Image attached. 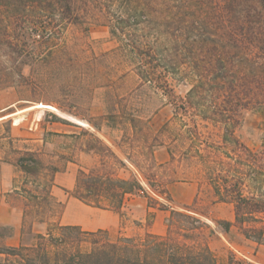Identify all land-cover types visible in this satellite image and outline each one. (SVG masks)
<instances>
[{
  "label": "trees",
  "instance_id": "1",
  "mask_svg": "<svg viewBox=\"0 0 264 264\" xmlns=\"http://www.w3.org/2000/svg\"><path fill=\"white\" fill-rule=\"evenodd\" d=\"M7 11L22 24L15 44L28 48L24 64L30 67L29 76L21 69L18 76L84 106L86 119L99 132L102 122H123L121 127L105 124L123 132L121 142L111 140L120 153L83 130L81 135L91 136L98 146L89 144L79 151L99 158L93 167L78 170L73 197L121 216L137 196L146 197L149 208L169 210L151 192L173 200L169 189L153 183L170 177L167 167L176 162L175 176L168 182L181 179L177 176L182 168L184 180L199 182L197 205L204 193L211 205L233 206V221L216 220L225 234L236 229L245 239L264 245V134L258 147L238 134L245 112H259L264 118V0H0V16ZM3 23L0 17V30ZM93 26L107 28L116 47L97 55L87 41L66 35L70 27L89 35ZM171 80L191 86L186 96L175 94ZM98 92L103 113L94 117ZM143 93L163 95L173 105V119L181 125L171 141L166 138L168 120L148 142L152 117L143 123L134 107ZM204 121L221 133V140L214 132H202L199 122ZM12 124L0 123L5 127L0 161L16 168L7 196L22 206L23 236L29 232L33 238L7 245L4 240L12 228L0 225V264H219L210 246L215 230L201 217L207 212L195 207L172 208L163 235L148 229L111 238L105 229L62 224L65 204L53 188L56 175L76 161L70 142L78 135L46 128L36 137L16 135ZM52 138L62 142L49 151ZM161 149L168 153L167 161H159ZM120 154L138 169L150 191L137 174L120 175V169L127 168ZM193 170L198 177L190 176ZM37 224L46 225L45 231L34 233ZM225 264L252 263L231 252Z\"/></svg>",
  "mask_w": 264,
  "mask_h": 264
},
{
  "label": "rangeland",
  "instance_id": "2",
  "mask_svg": "<svg viewBox=\"0 0 264 264\" xmlns=\"http://www.w3.org/2000/svg\"><path fill=\"white\" fill-rule=\"evenodd\" d=\"M0 17L4 19L2 25L4 29L0 30V32L5 33L3 36H0V123L12 122L13 133L16 135L21 133L36 137L42 135L45 128L47 130L77 134L78 137L70 142L72 148L77 151L76 161L73 162L75 164L70 165L76 173H78L81 167H93L98 162L99 158L92 152L87 154L79 151V148L89 144L98 146L91 136L81 135L84 129L94 132L96 136L100 137L115 151L120 153L112 144L111 140L114 139L117 140V142H121L123 132L119 129H111L105 124L118 125V127H121L120 124L123 122H102L103 132H99L88 119H86L88 115L84 110V106L82 107L80 104L67 102L66 98L58 91L47 93L46 89L37 81L34 80V82L30 83L25 78L23 79L18 76V69H21L19 72L21 71L25 77H28L30 73V67L24 64L27 58L26 56L28 55V48L20 43L19 45L15 44V35L21 31L20 26H22V24L17 22L15 16L8 11L3 12ZM66 35L72 39L80 38L87 41L91 46V50L97 55L109 51L117 45L116 42L111 39L108 29L100 26H93L89 35H86V32H84L82 28L70 27L66 31ZM10 84H14V86H9ZM171 84L175 94L180 97L186 96L191 87L188 83L178 80H171ZM42 104L51 107H43L41 106ZM59 106L72 108L74 113L63 110ZM134 107L140 110V114L144 118L143 123L148 122V119L152 117L151 122H148V125H151V128L147 130L148 142L153 140L154 131L158 130L168 120H170V130L166 134L167 140L171 141L177 136L181 122H177L173 119L174 107L167 101L166 97L163 95L155 97L150 93H143L141 97L135 101ZM102 113L101 94L98 92L92 105L91 114L94 117H98ZM17 118L19 120L16 123ZM61 122H69L72 125H66ZM188 123L193 126V122ZM199 123L201 124L200 129L204 134L206 133V136L208 135V131L214 132L215 139L221 140V133L214 129L210 122L209 124L205 121ZM40 124H43L45 127ZM204 124H208L209 127L205 128ZM22 129L25 131H22ZM4 131L5 127L2 126L0 128V134ZM238 134L248 145L258 147L261 143L262 135L264 134V118L261 113L252 111L245 112ZM52 141L53 143L47 145V150L49 151L57 148L62 142L61 139L56 138H52ZM157 153L159 155V161L164 162L169 159V155L164 149L159 150ZM120 155L127 161V168L120 169V175L128 178L131 177L132 174H137L141 179L142 185L150 191L146 181L139 175L138 169L122 154ZM141 159L143 158L140 157V160ZM110 161L113 162L112 159H110ZM144 163L147 167L149 161L146 159ZM174 170H177L176 162L167 167L166 173L167 176L170 177L165 178L162 176L158 181L153 183L158 187H166L169 189L173 199L172 201L151 192V195L169 210L149 208L148 199L144 196H137L128 202V206L124 208L125 216H121V214L116 211L98 208L81 202L70 194L73 188L67 189L64 186V182H56L54 193L64 204L67 203L66 198L68 201L73 202L72 210L69 212L66 220H71L85 229L87 227L108 229L111 233V238H116L119 234H143L148 229L153 233L163 235L166 233L167 217L172 208L183 209L189 206L190 208H197L198 211L204 210L207 214H202L201 217L215 230V236L212 237L210 246L218 257L219 264H225L231 252H234L238 258H243L252 264H264V245H259L256 242L245 239L236 232V229H234L230 235H227L219 228L216 220H234L233 206L223 203L211 205V197L204 193L201 194V201H199L197 205L196 200L199 182L197 180H184L182 178L184 177V175H182V172H184L182 168L178 169L179 174L177 176V179H181L168 182L170 178L175 176ZM193 171L194 172L190 174V176L194 175V177H198L197 170ZM65 172H67V169ZM203 186L205 188V185ZM149 212H151V215ZM54 220L55 219H53V221ZM137 223H139V225ZM45 229L46 225L44 224H37L35 226L36 232H44ZM11 236H13V229ZM32 238L33 234L27 232L24 234L23 242L30 243ZM7 242L6 238L4 243L7 244Z\"/></svg>",
  "mask_w": 264,
  "mask_h": 264
},
{
  "label": "crops",
  "instance_id": "3",
  "mask_svg": "<svg viewBox=\"0 0 264 264\" xmlns=\"http://www.w3.org/2000/svg\"><path fill=\"white\" fill-rule=\"evenodd\" d=\"M18 120L19 119L17 118L16 121ZM72 164L75 163L70 162L67 165L66 168L67 172L65 171L60 172L56 175L54 188L56 187V182L57 183L64 182L65 183L64 186L67 189L74 188L77 173L74 171L72 166H70ZM16 175H17V171L13 165L0 161V225L9 226L13 229V236L7 238L8 241L7 245H11V246H18L21 242H23V237H24L22 233V223H23L22 206L17 203H12L9 200V197L7 196V194L12 191L13 180ZM54 188H53V193H54ZM54 195L57 197L55 193ZM66 201L67 203L65 204L64 212L61 216L60 221L62 224L64 223V224L78 225L71 220H66V218H68L69 212H71L72 210V205H73V202L68 201L67 198ZM223 204H227V203H223ZM98 229H105V228H98ZM85 230L94 231L97 230V228L87 227ZM105 230L109 231L108 229ZM33 232L36 233L35 227Z\"/></svg>",
  "mask_w": 264,
  "mask_h": 264
}]
</instances>
